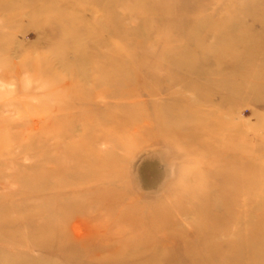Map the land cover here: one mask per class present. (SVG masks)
<instances>
[{
  "label": "rangeland",
  "instance_id": "1",
  "mask_svg": "<svg viewBox=\"0 0 264 264\" xmlns=\"http://www.w3.org/2000/svg\"><path fill=\"white\" fill-rule=\"evenodd\" d=\"M0 264H264V0H0Z\"/></svg>",
  "mask_w": 264,
  "mask_h": 264
},
{
  "label": "bare ground",
  "instance_id": "2",
  "mask_svg": "<svg viewBox=\"0 0 264 264\" xmlns=\"http://www.w3.org/2000/svg\"><path fill=\"white\" fill-rule=\"evenodd\" d=\"M242 243H243V242H242ZM247 243H248V242H247ZM236 251H237L236 248H234V249L229 248V251H228V252H229L230 254H233V255H234V253H236Z\"/></svg>",
  "mask_w": 264,
  "mask_h": 264
}]
</instances>
